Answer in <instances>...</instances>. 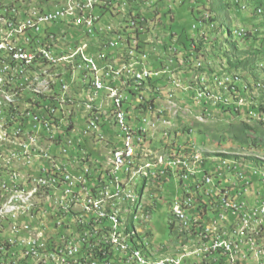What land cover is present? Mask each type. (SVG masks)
I'll list each match as a JSON object with an SVG mask.
<instances>
[{
	"label": "built area",
	"instance_id": "1",
	"mask_svg": "<svg viewBox=\"0 0 264 264\" xmlns=\"http://www.w3.org/2000/svg\"><path fill=\"white\" fill-rule=\"evenodd\" d=\"M40 1L0 0V69L11 71L8 79L12 82L11 96L42 98L41 108H35L29 117H16L13 127L0 135L4 138V145L0 146H5L4 155H0V179H5L4 188H0V202H4L6 208L17 206L19 192H27L28 200L36 196L47 198L48 187H55V198H50V206L34 212L31 226L23 225L24 210H17L16 216H8L2 222L0 264H38V258L49 259V264H144L143 260L134 259V245L125 242L119 231H115V220H122L123 203L136 191L137 180H122L120 175L124 171L125 176H129L132 170L131 179L137 175L135 153L140 149L145 151L142 147L149 128L155 129L157 123H141L136 132L127 123V134L119 133L121 142L115 145L101 128L108 120L98 112L111 103L119 129L125 116L121 110L123 95L107 83L123 79L125 88H132L135 94L146 90L157 92L159 88H153L152 80L174 73L173 65L165 63L162 69L151 70L147 65L149 55L135 49L127 55L119 54L118 59H108L104 54L103 58H96V51H92L88 43L71 44L63 34L52 31L61 18L67 17L75 26L85 23L90 34L95 36L93 27L98 18L92 11L99 5H114L113 0H55L59 2L55 6L59 7L53 10L46 9ZM257 15L264 17V9H258ZM131 22L133 37L129 47H141L140 42H147L148 35L143 33L138 21ZM111 30L109 27L108 31ZM99 31L108 33L104 29ZM246 34L247 30L241 28V36ZM46 38H53V46H46ZM125 40L119 33L107 44L116 48ZM75 49H88L89 60L79 63L77 57L76 61H66V54ZM170 52L178 53L175 47H171ZM40 58L57 63L55 83L47 90H38V83H45L48 76L39 66ZM202 66L199 62L197 68ZM21 67H29L31 76L18 78ZM203 80L205 98H198L192 85L187 88L196 93L198 103L233 107L235 112L250 104L237 77L227 78L226 72L225 97H216V79L214 86L210 78ZM130 81L132 86H128ZM103 90L111 92L108 100L96 108V114H89V107H95L93 103ZM71 95H79V103H72ZM0 98H7L2 96V91ZM65 106H72V113H65ZM5 111L0 112V116ZM254 116L256 114H252ZM69 122H76L75 132H66ZM163 124L171 125L169 120H164ZM12 130H20V141H11ZM46 137H54V144H46ZM99 143L106 144L110 152L118 151V162L109 164V156L104 172L93 171V164L100 161L95 157ZM90 146H94L92 152ZM122 152H130V159L122 160ZM199 159L197 155L195 160ZM166 162L159 160L156 167ZM68 163H75V170H68ZM177 164H184V161H174L171 157L168 165ZM221 168L220 165L218 174ZM206 181L211 182L209 178ZM102 186H109L108 207H96ZM242 194L223 193L214 215L204 212L203 220H195L193 197L175 199L172 215L181 232L193 238L189 242L207 244V251L191 258H179L173 264H264L263 243L256 242L254 236L255 224L264 223V197L252 205L240 198ZM69 205H76V213H69ZM106 211L119 212V219H106ZM228 214L235 220L232 232L225 230L230 222ZM150 215L145 205L139 220L143 218L147 223ZM33 224H40V232H32ZM211 230H219V237H211ZM17 234H25L24 245H16ZM155 250L162 251L161 248ZM235 254H242V261H235ZM256 254H263V261H256Z\"/></svg>",
	"mask_w": 264,
	"mask_h": 264
},
{
	"label": "clouds",
	"instance_id": "2",
	"mask_svg": "<svg viewBox=\"0 0 264 264\" xmlns=\"http://www.w3.org/2000/svg\"><path fill=\"white\" fill-rule=\"evenodd\" d=\"M114 5H104L105 8L110 12L111 17L109 21L102 20L101 13L100 16H97L94 10L92 11V15L98 20L94 23V31L95 36H92L89 32V27L85 25V23L79 24V25H73L72 19H69L67 17H63L60 19V24H58L55 29L52 31L56 34H63L65 36L66 41L68 43L74 44V43H88L92 47V51H97V48L100 47V51L103 52L104 55L107 56V58H116L118 59L119 54L126 55L131 49L143 50L146 52L148 56L147 65L148 68L151 70H159L162 69V66L166 63L168 59L174 60V65L172 66V69L174 70V73L176 75V80L179 81L181 87H177L173 84V81L168 79L167 77H162L161 79H155L152 80V86L153 88L158 87L159 89L157 92H150L148 90L143 91L140 95L135 94L134 91H132V88H125L123 85V79H118L115 82H108V85L113 86L114 90L119 92L121 95H123L122 99V105L121 110L125 115V120L127 121L130 128L136 132L139 125L141 123L147 124L149 122H156L157 127L155 129L149 128V134L146 138L145 143L143 144L142 149L145 150V152H142L140 149L138 163L140 167L144 165L146 162L150 161L155 164L157 162V159L160 157H164L167 162L164 165H159L157 168H151L146 170L148 172V175H136L133 179H131V176L133 175L130 173L129 176H125V172L123 171L122 180L128 179V180H137L136 186L137 191L140 196L143 197L146 209L150 211L152 216V209L155 207L151 203V199H154L156 202V196H149L148 194V188L150 186L157 188V185L159 187V191L161 193V188L163 185H165L168 182L175 181L179 184L180 189L182 190V196L184 195H190L194 199V206L197 210H202L206 213H211V215H214L216 208L215 206L219 203V199L223 197V194L221 197H219L216 193L217 183L216 175L220 176L224 181L227 180L226 174L224 170L229 169L230 171L237 174V171L239 169V165L242 163L239 160L236 159H226L223 157H219L217 154H213L215 156H208L206 155L198 146L196 145L193 140L187 141L183 144L176 143L175 138L181 135L180 127H181V120H180V113H190V112H201V114H198V120L204 121L212 117L213 113L225 115H230L231 112L235 113L237 115V118L239 117H245L248 116L251 119H255L258 121H264V115L262 113H259L257 111L258 105L257 102H255V95L256 93H259L263 86L259 82H252L249 81L246 77H244L241 73L236 71L235 69L232 70L229 68L228 63L226 64V68H222V72H214L210 68L212 65L208 61H206L207 55L210 51V48L207 46L210 41L214 40L216 38L215 30H217L218 26L221 27V34L218 31V34H220L221 38L223 36L226 37V32L224 30V23L222 20L221 15L225 14L224 12H221L222 10H225L227 14V20L230 21L233 19L232 15H229L230 10L232 9H238V11L241 9L246 8V4L249 0H230L226 2V0H221L219 3V9L215 12V17L213 15V11L204 12L203 15L197 19L198 23L194 24L191 27V31L193 32V36L191 38V45H189L188 38L185 39V50L189 52V55H183L179 51L178 47L176 46L175 42H173V37L177 36L179 37L178 33L177 35L174 34L173 29L168 30V26L170 22H174L175 16L173 13L172 8V2L175 0H113ZM181 1L182 0H178ZM183 1H192L196 4L198 0H183ZM206 2H209V9L211 8V4L214 2H210V0H204ZM43 6L48 10H53L54 8H57L59 6H55L59 4V2H55V0H41L40 1ZM243 2V3H242ZM60 6L61 3H60ZM224 7V8H222ZM263 8L264 4L260 6L258 9ZM257 9V10H258ZM194 9L190 10L191 14H193ZM237 11V12H238ZM195 12V11H194ZM162 14H165L167 19L170 18V20L163 21ZM219 18V22H212L211 19L213 18ZM261 17V16H260ZM131 21L137 22L140 24V26L143 27V24H147L149 33L147 35L149 36L150 41L146 42H140V46L137 45V48L129 47V44H131V39L133 37V34L130 33V29L132 28L130 25L132 24ZM169 21V22H168ZM232 23V22H231ZM118 26H121V28H118ZM197 27V31L193 30V27ZM111 28V31H108V28ZM239 28L246 29L244 27H237L236 29H233L231 32L232 37H236L235 31ZM100 29L107 30L108 33H100ZM204 30L206 34V40H199V30ZM172 30V31H171ZM247 30V34H254V33H263L264 29L260 30L259 28H255L253 30ZM256 30H259L258 32H255ZM72 32H75L78 34L79 37H70V34ZM122 33L124 37L126 38L123 45H120L118 43V46L116 48H111L108 44V40H112L116 38V34ZM139 33V32H138ZM137 35L139 36V33ZM208 33H213V37L209 36ZM246 34V35H247ZM238 37V36H237ZM242 38V37H241ZM203 45V46H201ZM171 47H175V50H177V55L172 54L170 52ZM96 48V50H94ZM175 52V51H173ZM215 52V50H214ZM201 57H205V59H201ZM198 60L201 61L203 66L201 68H197ZM238 72L242 77L249 82L250 86L253 89V86L256 84H260L262 87L258 90L253 89V101L252 104H249L248 106L242 107L240 111L235 112L233 107H226L222 105L218 106H205L204 104L198 103L196 98V93L190 89L187 90L189 85H193L195 83V79L201 78V77H207L210 78V83L215 85L214 81V75H220L223 72ZM128 86H132V81H130V84ZM111 92L103 90L99 92L98 99L93 103L95 105V108H98L103 101L108 100V96H110ZM142 96L143 98H141ZM173 96L172 99L170 97ZM171 100V101H169ZM171 102V103H170ZM97 111V110H96ZM104 119L108 120L106 124H101V128L104 129V131L107 133L108 140H111L115 145L118 142H121L118 137L119 135V129L116 125L117 121L114 117V108L111 103H109L108 108H103L100 112H98ZM241 113H245V115H240ZM239 114V115H238ZM252 114H256L257 118L252 117ZM164 120H169L171 125L167 126L163 124ZM179 125V128L177 130L173 129V126ZM191 130H188L185 132V130L182 131V133H190ZM167 133V135L165 134ZM103 146V149L100 150L98 148L99 145ZM109 144H111L109 142ZM91 147V152L93 151L94 146ZM98 152L95 154V157H97L101 164L100 170L101 172H104L107 166L106 159L110 156V151L107 150V145L103 143H99L96 146ZM90 152V153H91ZM102 155V156H101ZM199 155L200 159L199 161L195 160V157ZM171 157L174 158V161L183 160L184 164H177L175 166H169V160ZM212 158V159H211ZM225 162V165H224ZM220 165L222 166V170L220 171V174L217 173V169ZM210 167V168H208ZM250 169L255 170L256 174L259 175V170L261 169L260 166L254 164L250 166ZM229 171L230 174H232ZM264 171V170H263ZM121 176V175H120ZM264 177V175L262 176ZM209 178L211 182H207L206 179ZM147 194V196H146ZM233 196H238L240 192L238 193H232ZM179 197V198H181ZM201 197V198H200ZM264 196H259V198ZM148 200H145V199ZM244 201H248L250 204H256L257 201L254 203H251L249 200H246L244 198V195L240 197ZM175 201V200H174ZM200 202H203L208 210H204L203 208L199 209ZM154 203V202H153ZM173 205V203H172ZM172 205H171V212H172ZM213 213V214H212ZM229 215V214H228ZM173 216V215H172ZM230 219L229 224L226 226L225 230L228 232H232L234 230L235 220L234 217L231 215L228 216ZM151 221V219H150ZM149 221V222H150ZM146 223V222H145ZM148 223V222H147ZM225 226V225H224ZM135 227H137L139 231V235L142 241L148 242L150 247L152 249H160L158 247H155L152 245V243L144 236L143 231L138 228L137 222H135ZM188 237L187 233L184 234L180 231L179 237ZM189 242V239L184 241L183 245ZM166 248H161V253L163 255H170L165 254ZM179 248L176 247L175 253ZM174 253V254H175ZM173 255V254H172Z\"/></svg>",
	"mask_w": 264,
	"mask_h": 264
},
{
	"label": "rangeland",
	"instance_id": "3",
	"mask_svg": "<svg viewBox=\"0 0 264 264\" xmlns=\"http://www.w3.org/2000/svg\"><path fill=\"white\" fill-rule=\"evenodd\" d=\"M213 1L216 3H214V6L218 8L221 0H210V2ZM228 1L230 0H226V2ZM263 4L264 0H249L246 4L245 9H240L239 11L238 9L230 10L231 12H229V15H232L233 17L230 23L225 15L227 14L226 11L222 10L221 12L225 13L222 14L221 17L224 23L226 37L223 36L219 40L221 42L220 45L223 46L224 51L227 50L231 54V57L238 54L235 46L232 45V43L238 42V47L240 51L243 52L238 55L237 61L244 63L247 62V65L241 67L236 71L241 73L249 81L259 82L262 84L263 89L255 95V102H257V105L260 108L264 107V34L254 33L255 38L247 40L237 36L232 37L231 32L233 29H236L240 26L248 30H253L255 28L263 30L264 17H260L259 15H257V9ZM170 5H172L176 20L174 22H170L167 28L168 30L173 29L174 34L177 35L178 33L179 35L183 36H174L173 42H175L181 54L189 55L191 52H187L188 50H185L186 36L188 37L189 45H191V38L194 35L191 31V27L194 24L198 23L197 19L203 15L204 11L200 4H195L192 1L182 0L181 2L175 0ZM192 9H194L195 11V16H193L190 12V10ZM94 12H97V16H100L99 13H101L102 20H110L111 14L104 6H97V8L94 9ZM215 12V10H213L212 12L214 17ZM164 17V14H162L164 22L170 20V18L167 19ZM118 28H121V26H118ZM208 35L214 38L213 33H208ZM70 37L72 38L79 36L77 33L72 32L70 34ZM148 41H150L149 38ZM207 46L210 48V51L206 53L207 57L209 58V60L208 58H206V61L213 64L210 66V68L214 72H222V68H226V64L228 63V61L221 60V58L219 57L220 53H216V51L214 52V48L212 47V45L208 44ZM247 50L253 51L255 53V56L252 55V57L250 55H247L246 52H249ZM201 59L205 58L201 57ZM198 81L199 78L197 77L194 82ZM179 87H181V85ZM192 89H196L194 85H192ZM198 114H201V112L194 111L190 113H180L181 135L175 138L176 143L183 144L186 142V140H193L198 148H200L206 155L209 154L208 156H215L213 154H226L229 156H236L241 158L239 161L247 166L256 164L254 162L251 163V161L249 160H257L264 163V121L261 122L255 119L250 120L248 116L233 118L228 114L221 115L213 113L211 118L202 122L198 120ZM262 114L264 115V110L262 111ZM178 128L179 125L177 124L173 126L174 130H177ZM183 130H185V132L188 130L191 131L187 134L182 133ZM98 148L102 150L103 146L100 144ZM71 166L75 167V163H71ZM98 168L99 167H97V169ZM229 169H226L224 171L228 173L230 171ZM261 169L264 170V168L262 167ZM263 170H259V176H256L254 174V171H252L250 177L255 186V189L257 190V192L255 193L256 196H264V182H262V180H264V177H262L264 175ZM159 190L160 189L158 185L157 188L150 186V188H148L147 190L149 196H156L155 199L158 197L156 199V202L154 199H151V203L155 205V207L152 209L153 212L151 221L145 223L144 219L142 218L141 220H136L135 222H137L138 228L143 231L144 236L152 243L153 246L158 248H166L164 253H171L170 255L175 253L177 247L179 248L178 252L175 253L177 254L180 252V247L183 245L184 241H186L187 239L193 241V238L191 237H179L181 227L175 221L171 212V205L175 199L182 196V190L180 189L179 184L175 181L168 182L163 185V187L161 188V193ZM145 200L148 199L146 198ZM141 213L137 214L136 212H134L133 215H138L140 219ZM262 243V245L264 246V241ZM151 250H153L155 254H158L157 250H154L152 248ZM159 254L165 256L161 252ZM186 258H191V255H187Z\"/></svg>",
	"mask_w": 264,
	"mask_h": 264
},
{
	"label": "bare ground",
	"instance_id": "4",
	"mask_svg": "<svg viewBox=\"0 0 264 264\" xmlns=\"http://www.w3.org/2000/svg\"><path fill=\"white\" fill-rule=\"evenodd\" d=\"M245 9V7H243ZM213 20V19H212ZM236 35L238 37L241 36V28L237 29ZM143 33L147 35L145 28H143ZM199 40L205 39L206 34L204 30H199ZM122 39H126L123 34H121ZM149 36L147 37V42ZM46 46H53V38H46ZM121 55V54H120ZM127 55V54H126ZM77 57H79V63H86L89 60V50L88 49H75L73 52L66 54V61H76ZM96 58H103V52L97 49ZM205 58V57H204ZM209 60V58H208ZM201 65V61H199ZM167 64L173 65V61L168 59L166 61ZM213 65V64H212ZM39 66L42 67V72L48 73V76L45 77V83H38V90H47V88H52L55 83V75H57V63L49 60L48 58H40ZM29 67H21L18 69V78L20 75L24 74ZM168 79L173 81V84L177 87L180 86L178 81L175 79V73H168ZM214 79H216V84H218V90H216V97H225L226 83L223 80L226 79V72H223L220 75H214ZM237 77V82L241 84V86L246 91L247 100L252 104L253 101V89L258 90L262 86L260 84H256L252 87L250 86L248 81H245L242 75L238 72H228L227 78ZM11 71L7 69H0V91H2V96L7 97L0 98V112H2V107H13L19 104L23 97L22 95H12V82H10ZM197 90L198 98L206 97V89H205V80L203 77L199 78L198 82L193 83ZM194 88V87H193ZM256 99V98H255ZM32 101H35V97L31 98ZM72 103H79V95H71ZM65 113H72V106H65ZM89 114H96L95 107H89ZM31 115V114H30ZM27 116H18V117H29ZM257 116V115H256ZM256 116H254L256 118ZM10 116L4 112L0 116V135L5 134V130H10L13 127V121L16 119L7 120ZM154 123V122H149ZM76 131V122H69L66 125V132H75ZM119 133L127 134V121L119 123ZM11 141H20V130H12L11 132ZM46 144H54V137H46ZM0 145H4V138H0ZM139 152L135 153V160L138 161ZM145 152V151H142ZM5 146H0V155H4ZM130 152H122V160H129ZM159 160H166L164 157H160L157 159L155 164L153 162H146L141 167L137 165L136 161V169L137 175H148L146 170L153 168H157V164ZM118 162V151H111L109 157V164H116ZM225 163V162H224ZM100 161H97V164H93V171H99L97 167L100 168ZM72 167V168H70ZM68 170H75L74 166H71V163H68ZM243 183V182H242ZM242 185V184H241ZM5 179H0V188H4ZM224 189V188H223ZM225 191V190H224ZM50 198H55V187H48L47 190V198H43V196H36L32 200H28L27 192H19V200L17 201V206H9L6 208L4 202H0V227H2V222L8 219V216H16L17 210H24L23 214V225L31 226L32 221L34 220V212L41 210L43 206H50ZM184 198H192L190 195H184ZM109 203V186H102V195L99 199H96V207H108ZM145 201L142 196L137 194V186L135 194L131 197L130 200H126L123 203V218L122 220H115V231H119V234L122 238H124L125 242H131V245H134L133 248V256L134 259L143 260L144 264H173L179 261V258H186L187 255H202L207 251V244L204 243H195V242H187L182 248H180V252L173 255H165L162 256L160 251L158 254H155L149 243L145 241H141L138 238V229L135 227L134 222L139 220L138 215H133L134 212L137 214L142 212V209L145 208ZM69 213H76V205H69ZM142 214V213H141ZM141 216V215H140ZM130 217V218H129ZM204 211L195 210V220H203ZM106 219H119V212L117 211H106ZM131 223H133V227H130ZM32 232H40V224L32 225ZM264 223H256L254 228V236H256V242L264 241ZM211 237H219V230H211ZM25 243V234H17L16 235V245H24ZM155 254H153V253ZM263 261V254H256V261ZM49 259L47 258H38V264H49ZM235 261H242V254H235Z\"/></svg>",
	"mask_w": 264,
	"mask_h": 264
},
{
	"label": "trees",
	"instance_id": "5",
	"mask_svg": "<svg viewBox=\"0 0 264 264\" xmlns=\"http://www.w3.org/2000/svg\"><path fill=\"white\" fill-rule=\"evenodd\" d=\"M214 3L215 2H213L210 5L211 8L209 9V2H206L204 0H198L196 2V4H200L201 5V7H202L204 12H208V11L211 12L213 10L217 11L219 8L214 6L216 4V3L215 4ZM212 8H213V10H212ZM222 8H224V7H222ZM192 15L195 16V12L194 11H193ZM164 16H165L164 18L167 17L165 14H164ZM211 21L212 22H219V18L218 17L213 18V20L211 19ZM143 28H145V30L147 31V29H148L147 24L146 25L144 24ZM195 30L197 31V27L196 26H195ZM218 31L221 34V27L220 26H218L217 30H215V33L217 35L216 38H214V40L210 41L209 44L212 45V47L214 48L216 53L217 52L220 53L219 57L221 58V60H227L228 61V66L232 70H234V69L238 70L241 67H244L245 65H247L246 64L247 62L244 63V62L237 61L238 55L243 52V51H240V49L238 47L239 46L238 42L232 43V45L235 46V49L238 52V54L236 56H232L233 58L231 57V54L227 50L224 51L223 46L220 45L221 42L219 40H220L221 36H220V34H218ZM147 32H149V31H147ZM235 34H236V32H235ZM179 36L183 37L182 35H179ZM187 38L188 37L186 36V39ZM253 38H255L254 34H250V33H248L246 36L242 37V39H247V40H250V39H253ZM203 40H205V39H203ZM201 46H203V45H201ZM247 51H249V50H247ZM172 54L177 55V53H172ZM246 54L250 55V56H252V55L255 56V53L253 51L246 52ZM170 60H172V59H170ZM172 61H173V65H174V60H172ZM26 76H31V69L30 68H27L26 72L24 74L20 75L19 78H25ZM22 97H23L22 101L19 104H17L16 106H13V107H2V110L4 111L6 109L5 112L10 116V118L7 119V120H12V119L15 120L16 117H18V116L30 115L31 112H33L35 108H41V105H42V98L41 97H35V101H32L31 98H29V95H22ZM19 106H22V107L18 108ZM263 110H264V107H262V108L258 107L257 108V111L259 113H262ZM240 115H245V113H241ZM229 116H232L233 118L237 117V115L235 113H233V112H231ZM217 155H219V157H223V158L231 159V160L232 159H236V160L240 159L239 157L229 156V155H226V154H217ZM249 161H251V163L254 162V163H256V165L264 168V163L263 162H260V161H257V160H249ZM250 168H251L250 166H247L244 163H241L239 165L240 171L239 170L237 171V174L240 177L238 175H236L234 172L230 171L232 174H230L228 172L226 174L227 180H224V181H222L223 179L220 176L216 175L215 176L216 177L215 182L217 183V188H216L217 193L216 194L219 197H221L223 193L228 192V191L230 192V195H232V193H234V192L238 193L240 191V192H243L244 198L246 200H249L251 203H254L255 201H257L259 195H257V196L255 195L257 190L255 189V186H254L253 182L251 181L250 177H251L252 171H254V174L256 176H259L260 174L257 175L255 170L250 169ZM262 182H264V180H262ZM137 194H139L138 191H137ZM199 205H200L199 209L203 208L204 210H208L207 206L203 202H200ZM130 227H133V223H131ZM138 238L141 239L140 235H138Z\"/></svg>",
	"mask_w": 264,
	"mask_h": 264
},
{
	"label": "crops",
	"instance_id": "6",
	"mask_svg": "<svg viewBox=\"0 0 264 264\" xmlns=\"http://www.w3.org/2000/svg\"><path fill=\"white\" fill-rule=\"evenodd\" d=\"M208 168H210V167H208ZM189 243V242H188Z\"/></svg>",
	"mask_w": 264,
	"mask_h": 264
}]
</instances>
